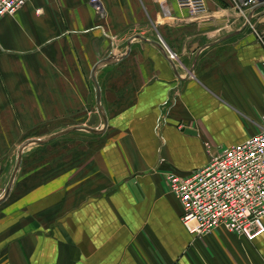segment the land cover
I'll return each instance as SVG.
<instances>
[{
	"label": "crops",
	"instance_id": "crops-1",
	"mask_svg": "<svg viewBox=\"0 0 264 264\" xmlns=\"http://www.w3.org/2000/svg\"><path fill=\"white\" fill-rule=\"evenodd\" d=\"M98 1L101 16L91 0H30L0 19V199L26 142L97 115L96 133L23 148L0 264H264V234L188 232L164 181L259 130L264 3L244 17L229 0L200 16L176 0Z\"/></svg>",
	"mask_w": 264,
	"mask_h": 264
},
{
	"label": "built area",
	"instance_id": "built-area-1",
	"mask_svg": "<svg viewBox=\"0 0 264 264\" xmlns=\"http://www.w3.org/2000/svg\"><path fill=\"white\" fill-rule=\"evenodd\" d=\"M30 0H0V19L12 16ZM232 9L246 16V9L264 0H229ZM91 0L101 16L103 8ZM191 16L207 11L206 0H176ZM253 27V26H252ZM261 39V37H260ZM173 59L174 53L167 52ZM264 71V64H263ZM259 130L247 140L209 156L208 163L187 176L164 175L167 190L182 206V223L195 237L217 228L249 241L264 234V113Z\"/></svg>",
	"mask_w": 264,
	"mask_h": 264
},
{
	"label": "water",
	"instance_id": "water-1",
	"mask_svg": "<svg viewBox=\"0 0 264 264\" xmlns=\"http://www.w3.org/2000/svg\"><path fill=\"white\" fill-rule=\"evenodd\" d=\"M94 83H95V85H96V102H97V109H98V112H100V101H101V95H100V88H99V86L97 85V83L95 82V78H94V81H93ZM96 117H97V115H95V114H93L90 118H89V120L86 122V125L84 126V127H74V128H71V129H66V130H63V131H61V132H58V133H56L55 135H53V136H49L48 137V139L47 140H32V141H29V142H26L22 147H21V149H20V151H18L19 152V154H18V158H17V164H15L16 166H15V170H14V172H13V175H12V177H11V181H10V183H9V185H8V187L6 188V190L4 191V194H3V196H2V198L0 199V201H2L3 199H5L6 197H7V195H8V193H9V191H10V189H11V183H12V181L14 180V177L16 176V173H17V171H18V168H19V164H20V161H21V155H22V150H23V148L25 147V146H27L29 143H37V144H42V143H45V142H47V141H49V140H51V139H53V138H55V137H57V136H61V135H64V134H67V133H69V132H71V131H73V130H76V129H84V130H86L87 132L89 131V132H92V133H96L97 132V130H95L94 128H93V126H94V124H95V120H96ZM185 132H187V133H193L194 131L193 130H190V129H187L186 128V130H184Z\"/></svg>",
	"mask_w": 264,
	"mask_h": 264
},
{
	"label": "rangeland",
	"instance_id": "rangeland-1",
	"mask_svg": "<svg viewBox=\"0 0 264 264\" xmlns=\"http://www.w3.org/2000/svg\"><path fill=\"white\" fill-rule=\"evenodd\" d=\"M2 193L4 194V192L2 191Z\"/></svg>",
	"mask_w": 264,
	"mask_h": 264
}]
</instances>
